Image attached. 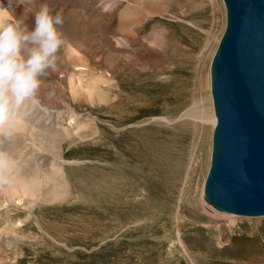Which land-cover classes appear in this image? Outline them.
I'll list each match as a JSON object with an SVG mask.
<instances>
[{
  "label": "bare ground",
  "instance_id": "bare-ground-1",
  "mask_svg": "<svg viewBox=\"0 0 264 264\" xmlns=\"http://www.w3.org/2000/svg\"><path fill=\"white\" fill-rule=\"evenodd\" d=\"M41 2L35 0L31 11L21 0H0V6L32 30ZM48 3L64 17L67 46L56 71L41 77L27 122L15 127L16 135L0 137V153L10 158H3L7 174L0 179V264H71L102 230L98 204L107 195L114 200L107 215L112 228L102 246L116 247L118 233H138L145 221L146 239L154 245L146 255L145 243L133 252L145 255L148 264H179L176 252L190 264H197L196 253L212 264L219 256L243 260L224 249L228 233L238 229L230 216L235 214L216 210L202 184L206 140L216 125L209 64L227 24L224 0H120L110 13L101 12L96 0ZM186 127L199 132L206 151L201 166L191 159L183 172L184 140L177 135ZM212 148L213 142L211 153ZM103 166L111 170L104 185L93 171ZM145 168L148 187L129 178L117 181L132 171L145 178ZM96 181L100 190L94 189ZM145 195L153 213H116L121 199ZM171 200L176 205L168 209ZM204 230L216 234L205 237ZM167 248L171 252L164 253ZM99 262L90 257L86 264Z\"/></svg>",
  "mask_w": 264,
  "mask_h": 264
},
{
  "label": "water",
  "instance_id": "water-1",
  "mask_svg": "<svg viewBox=\"0 0 264 264\" xmlns=\"http://www.w3.org/2000/svg\"><path fill=\"white\" fill-rule=\"evenodd\" d=\"M227 24L211 63L216 125L205 199L264 216V0H224Z\"/></svg>",
  "mask_w": 264,
  "mask_h": 264
},
{
  "label": "clouds",
  "instance_id": "clouds-1",
  "mask_svg": "<svg viewBox=\"0 0 264 264\" xmlns=\"http://www.w3.org/2000/svg\"><path fill=\"white\" fill-rule=\"evenodd\" d=\"M119 3L96 0L95 6L110 13ZM21 4L31 11L35 0H21ZM63 25V15L53 12L48 0H43L35 11L32 30L0 6V137L17 134L15 127L27 122L29 108L38 102L41 77L56 71L59 53L67 46ZM5 156L0 153V179L7 174Z\"/></svg>",
  "mask_w": 264,
  "mask_h": 264
},
{
  "label": "rangeland",
  "instance_id": "rangeland-1",
  "mask_svg": "<svg viewBox=\"0 0 264 264\" xmlns=\"http://www.w3.org/2000/svg\"><path fill=\"white\" fill-rule=\"evenodd\" d=\"M225 27H226V22H225L224 30H225ZM224 30H223L222 33H224ZM222 33H221L220 38H219L220 41H221V38L223 36ZM219 40L217 42L218 44L216 43V48H215L216 50H217V48L219 46V43H220ZM216 50L214 51V53L216 52ZM213 56H214V54H213ZM213 56H212V58H213ZM212 58H211V61H212ZM211 61H210V64H209V73H210ZM209 76H210V74H209ZM209 96L211 97L210 90H209ZM212 107H213V105H212ZM143 119H145V118H142V120ZM145 125L148 126V124H145ZM107 126L110 127L109 124H107ZM147 126H145V127H147ZM213 128L211 129L212 131L210 132V135H211L210 136V141H209V138L206 140V146H209V148H208V161L209 162H207L208 166L206 165L207 167L204 168L205 170H204V176H203V181H202L203 185H204V182L206 181V178H207V175H208V172H209V169H210L209 166H210V156L212 154L211 153V145H212L213 131H214ZM166 130L168 131L167 127H166ZM167 131H165V132H164V130L161 131L162 140L166 141ZM178 133L179 134L177 135V138L180 139V140H182V139L184 140V141H180V145H181L180 148H181V152H182L183 159H184V160L182 159L183 160L182 161L183 162L182 163L183 172L185 171L188 163H190L189 161H191V159H193L192 163L196 162L194 164H196L197 166H201L202 163H203L202 162L203 161L202 155L205 154L206 146L202 147V144H200V141L198 139V137L200 138L199 132L197 133L199 135L196 134L198 136L197 137L196 135H194L191 132L190 127H186V128H182L180 130V132H178ZM163 135L165 136V138L162 137ZM195 138H197V139H195ZM203 148H204V150H203ZM201 151H203L204 153L201 152ZM107 168H108L107 166H103V168H96V169L93 170L95 173L99 174V175L96 174L97 177L99 176L98 177L99 180L98 179H96V180L100 184H102L106 179H107L106 181H109V178H108L109 176L108 175H110L111 170L107 169ZM146 169L147 168H145V170H144L145 171L144 173L146 175L145 178H144V176L140 177L141 181L144 184H147L144 181H147L149 183L150 182L149 176L151 177V174L149 173L148 169H147V172H146ZM101 171L104 172V173L106 172V175L108 173L107 176L104 174L106 178L104 177V175H100V173L103 174ZM135 174L136 173H134L133 171L132 172H128V173L127 172H123L122 174L117 176V181L120 182L119 180L121 178H122L121 180L129 178V179H132V180H136L137 181L136 184L141 186V187H143V186H147L148 187V184L147 185L141 184L138 181L140 179L136 178L137 174L136 175ZM125 175H127L128 177H125ZM122 176H124V177H122ZM100 180H101V182H100ZM97 181H96V183H97ZM106 181H105V183H106ZM99 183L96 184L97 186L96 185L94 186V189L100 190L103 187L101 185H98ZM105 183H103L102 185H104ZM107 196H105L104 199H102V197H101V200H100V202L98 204L100 209L97 212V214H98L97 217H98L99 227L102 230L97 233V235L95 237V241L93 243L92 242H87L86 243L87 247L91 246V247H89V250H87V252H85L84 249H81L83 251L78 253L74 257V259H72V263L71 264H78V263L79 264H86V263H88L90 257H93L94 262L96 260L98 261V259H99L100 262L98 264H107V263L108 264H112V263L113 264H126L128 262H129L128 264H148V262L146 261V258H144V256L149 253L150 248L153 247L152 245H154V244L150 243V240H147L148 238H150V234H148V231H147L148 229H147L145 221L142 223V226H141V229L139 230V232L137 231L138 233H135L136 231L135 232L133 231V233L129 232V234H125V235H122V234L118 233L117 236H118V239H120V240H119V242H116V245H117L116 247H115L114 244H106V245L102 246L103 242L101 243L100 240L102 241L104 239L106 233H108L110 228H112L111 221H110V219H109V217L107 215L109 213H113L112 202L114 203V200H111V199L109 200V197H107ZM147 198H148L147 195L138 196V197H135V198L133 197V198H129L127 200L126 199H121V197H120V199L123 200V201H122V203H120V206H119L118 210L116 211V213H124V212L125 213L126 212L127 213H132V211H134L133 213H135V211L137 213H142L143 212L142 210H144L145 212L148 211L150 213L152 210H149V209L147 210V208L150 207L151 198H148V200H147ZM132 199H135V200L133 201ZM144 200H146V202ZM172 201H173V203L171 204ZM171 202L168 203L169 206L167 205L168 209H173L174 206L176 205V200H171ZM125 204L128 207L125 206ZM138 206H140V207H138ZM131 208H132V211H130ZM205 208H207V207L205 206ZM128 209H129V211H128ZM140 209H142V210H140ZM91 210H92V213H95V207H94L93 204H92ZM138 210H139V212H138ZM153 212L154 211H152L151 213H153ZM229 215L230 214H228V216ZM230 216L237 219L236 222L238 223L237 224L238 225V229H235L233 233H231V232L228 233V235L230 234V236H229L230 242H229V244L224 246V249H225V251L233 250L235 252H238V253L242 254L243 255V260L235 259V258H225L224 256H219L217 258L216 257L215 258L212 257L211 260L213 261V264H264V216H260V217H246V216H236V215H230ZM142 227H144V228H142ZM158 228H159V226H158ZM142 229H145V230H142ZM141 230L143 232H140ZM215 234H216L215 231H211L209 233H208L207 230L202 231V235L205 236V237H211V236H214ZM129 236H130V238L131 237L132 238L131 239L128 238ZM134 236L136 237V239H135ZM161 236H162V234H161ZM191 236L192 235L189 234L188 237H191ZM122 237H127V238H125L123 240ZM139 237H141V238L139 239ZM127 239H129L128 240L129 242L127 241ZM132 240H136V241L133 242ZM131 241L133 242V244H132ZM126 242H127V244H125ZM140 243H145L146 247H143V248H144V250L146 252L142 249V250L138 251V254H141V252H145V255H135L134 252H133V250L135 251V249H136L135 248L136 245H137V248H138V245ZM111 245H113V246H111ZM117 247H119V248L117 249ZM210 248L214 249L213 251H215L217 249V247L215 245H213V244H210ZM130 249H132V250L130 251ZM115 251H117V252H115ZM128 252L129 253L131 252V253L129 254ZM163 252L164 253H169V252H171V248H167V249L163 250ZM79 254H81V255H79ZM91 254H92V256H90ZM116 254H117V256H116ZM180 254H181L180 252H176V256H175V257H178L179 264H190L189 260H186V259L182 258V254L181 255ZM227 254L228 253H226L225 255H227ZM121 255H123V256H121ZM249 255H251V256H249ZM77 256H78V258H77ZM130 256H133V257L131 258ZM248 256H249V258H248ZM128 257H129V260H128ZM195 258H196V263L197 264H212V263L207 262L205 259L202 260L204 257L199 255L198 253L195 254ZM174 264H176V262Z\"/></svg>",
  "mask_w": 264,
  "mask_h": 264
}]
</instances>
